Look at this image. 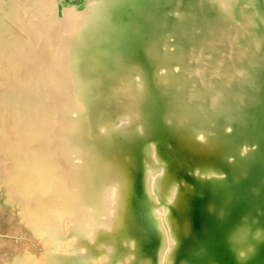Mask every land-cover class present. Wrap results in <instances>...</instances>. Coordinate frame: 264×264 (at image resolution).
Listing matches in <instances>:
<instances>
[{
    "label": "bare ground",
    "instance_id": "1",
    "mask_svg": "<svg viewBox=\"0 0 264 264\" xmlns=\"http://www.w3.org/2000/svg\"><path fill=\"white\" fill-rule=\"evenodd\" d=\"M2 186L7 264H264V0H0Z\"/></svg>",
    "mask_w": 264,
    "mask_h": 264
},
{
    "label": "rangeland",
    "instance_id": "2",
    "mask_svg": "<svg viewBox=\"0 0 264 264\" xmlns=\"http://www.w3.org/2000/svg\"><path fill=\"white\" fill-rule=\"evenodd\" d=\"M3 187L0 188V264H7L26 249L35 255H43L45 237L37 235L26 225L20 209L8 201Z\"/></svg>",
    "mask_w": 264,
    "mask_h": 264
}]
</instances>
